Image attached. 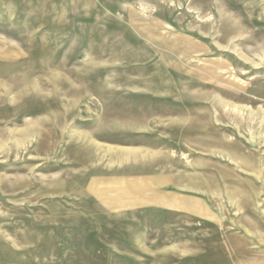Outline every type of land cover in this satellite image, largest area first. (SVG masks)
Segmentation results:
<instances>
[{"label": "rangeland", "instance_id": "1", "mask_svg": "<svg viewBox=\"0 0 264 264\" xmlns=\"http://www.w3.org/2000/svg\"><path fill=\"white\" fill-rule=\"evenodd\" d=\"M0 264H264V0H0Z\"/></svg>", "mask_w": 264, "mask_h": 264}]
</instances>
